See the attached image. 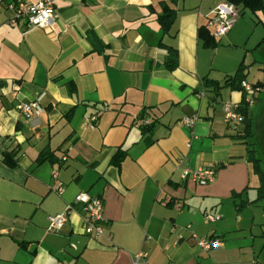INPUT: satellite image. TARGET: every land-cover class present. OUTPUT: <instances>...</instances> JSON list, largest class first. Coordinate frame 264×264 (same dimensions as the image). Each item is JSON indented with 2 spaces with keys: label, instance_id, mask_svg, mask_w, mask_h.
<instances>
[{
  "label": "crops",
  "instance_id": "crops-1",
  "mask_svg": "<svg viewBox=\"0 0 264 264\" xmlns=\"http://www.w3.org/2000/svg\"><path fill=\"white\" fill-rule=\"evenodd\" d=\"M220 1L52 0L58 17L48 29L10 24L12 12L0 3V264H132L139 250L146 264H264L255 242L264 231L241 217L257 202L234 206L255 199L259 180L238 137L243 124H227L221 110L242 92L224 87L214 96L203 85L205 77L221 82L240 62L248 84L264 83L249 78L254 66L264 73V60L246 61L264 46V12L238 6V24L205 47L197 30L212 36L207 20ZM165 5L175 12L166 32L157 19ZM165 46L176 49L173 69ZM260 92L247 95L252 118ZM37 96L42 111L25 120L16 106ZM91 114L96 125L83 130ZM186 115L197 117L193 127L180 122ZM139 119L152 123L149 132ZM118 148L126 151L119 166L111 160ZM42 151L56 159L39 161ZM205 166L216 169L211 183L181 178L183 168ZM79 192L102 200L99 238L84 233ZM69 204L63 228L48 231L47 217ZM207 212L220 219L206 221ZM191 232L220 245L204 251Z\"/></svg>",
  "mask_w": 264,
  "mask_h": 264
},
{
  "label": "built area",
  "instance_id": "built-area-1",
  "mask_svg": "<svg viewBox=\"0 0 264 264\" xmlns=\"http://www.w3.org/2000/svg\"><path fill=\"white\" fill-rule=\"evenodd\" d=\"M0 3L12 12V17L9 19L10 24L22 22L26 28H51L58 17L52 0H0ZM237 17L238 12L234 5L226 0H221L216 3L207 20V26L211 29L213 38L220 39L226 35L234 25ZM241 86L248 94L253 93L251 86L246 81H241ZM16 108L25 120H30L38 116L42 111V107L39 103V96L29 102H19ZM221 110L224 121L227 124L233 125L242 122L243 116L236 110V104L224 102L221 105ZM196 120V116L186 115L180 118V122L187 127H193ZM96 122L97 114L85 116L82 129H93ZM137 122L139 125H142L146 124L147 121L139 119ZM63 159H65V155H63ZM215 173L216 169L213 166L198 167L196 169L183 168L181 171V178H191L196 183L204 185L214 180ZM51 177L53 180H56V170L51 171ZM61 189V185L58 184L54 188V191L60 193ZM74 205L77 206L84 233L94 239L103 236L106 219L103 215V203L101 198L90 195L87 192H79L74 197ZM71 210H74V206L69 204L65 207L64 211L49 215L47 217V230L50 232H59L66 223L68 213ZM203 217L208 222H215L220 219V215L209 212L205 213ZM185 227L187 229L190 228L189 225ZM107 237L110 238V235H107ZM191 237L204 251L216 248L220 245V240L215 237H198L193 232H191ZM132 264H146L144 251L139 250L132 256Z\"/></svg>",
  "mask_w": 264,
  "mask_h": 264
},
{
  "label": "trees",
  "instance_id": "trees-1",
  "mask_svg": "<svg viewBox=\"0 0 264 264\" xmlns=\"http://www.w3.org/2000/svg\"><path fill=\"white\" fill-rule=\"evenodd\" d=\"M237 9L238 6H241L242 9H247L252 13L257 11L264 12V1L263 0H226ZM239 13V11L237 10ZM175 12L170 9L167 5L163 7L162 13L158 15L157 19L160 24L161 29L166 32L170 28L171 24L174 21ZM197 36L202 40V44L205 47L214 48L218 44L217 40L214 39L207 31L205 26H200L197 30ZM89 41L95 47L99 42L97 36L93 31H89L87 34ZM168 52L167 59L165 60V66L168 69H173L176 67V49L170 46H165ZM241 81H245L244 73V64L240 62L237 66L235 72L231 75H226L223 80L220 82L218 80L210 79L208 77L203 78V85L207 87H212L215 95H218V92L221 88L227 87L230 90H237L242 92V98L239 103L236 104V110L243 116L242 124L243 129L242 133L239 134V138L246 146L247 160L251 165L252 171L257 175L259 180V185L256 187V197L255 199L248 201L247 199L241 200L237 203H234L235 209L238 211L241 208L245 207L248 204H254L258 201L264 199V168L262 167V162H264V148H261L264 144V133L257 134V129L254 124L253 118L248 114L249 101L247 100L249 95L247 91L241 86ZM252 88L253 93L249 95V98L254 99L256 92H262L264 89V83L256 82L254 84H249ZM152 128V123L146 122V124L141 125V129L144 132H149ZM264 147V146H263ZM263 149V151L261 150ZM126 151L118 148L115 153L112 155L111 160L117 166L120 165L121 160L125 156ZM64 155V154H63ZM63 155L59 157V161L63 162ZM55 156L52 152L42 151L39 154V161L50 160L54 161ZM240 193L232 192V197L237 198ZM235 202V201H234ZM24 246V245H22Z\"/></svg>",
  "mask_w": 264,
  "mask_h": 264
},
{
  "label": "rangeland",
  "instance_id": "rangeland-1",
  "mask_svg": "<svg viewBox=\"0 0 264 264\" xmlns=\"http://www.w3.org/2000/svg\"><path fill=\"white\" fill-rule=\"evenodd\" d=\"M246 16H249V15L247 14ZM246 16L244 18L245 21L248 20V18ZM240 18L241 17H239L237 19V24H238V21H240ZM250 26H251V23H250ZM256 29L257 30L254 31V34L250 39V42L252 41V43H254V41H256L258 34H259V37L261 36V34H260L262 32L261 26L259 25ZM231 52H237V51L235 48H233ZM240 52H242V50ZM250 54H252V55L251 56L248 55V57L246 59L247 62L251 61L252 56L255 59H257L258 61H261V59L264 60V46L262 48L255 50L254 53H252V51L250 50ZM255 67L256 66H254V68L251 69V72L249 74V78L251 79L252 77H258L261 81L264 82V73H256L257 69H255ZM258 71H259V69H258ZM253 111L255 114V115L253 114V121H254V124H255L256 129H257V134L259 135V134H261V132L264 133V91L259 93L258 99H256L255 105L253 106ZM263 146H264V144H262L261 148H264ZM261 150L263 151V149H261ZM262 167L264 168V162H262ZM227 211H229V210L227 209ZM231 212H232V209H231ZM241 214H242L241 217L243 218L244 223H248V221L251 218L253 219V226H252L253 230H258L259 232L264 231V199L257 202L252 207L244 208L243 211L241 212ZM246 225H248V224H246ZM263 240H264V238H262L260 236V237H258V241L257 240L255 241L256 244L258 245L257 249L260 252L259 259H261V260L264 259V242H263Z\"/></svg>",
  "mask_w": 264,
  "mask_h": 264
}]
</instances>
